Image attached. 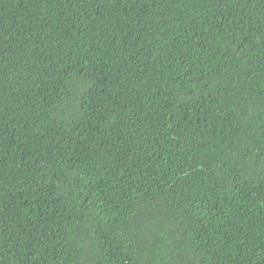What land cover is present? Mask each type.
I'll return each instance as SVG.
<instances>
[{"label": "trees", "instance_id": "1", "mask_svg": "<svg viewBox=\"0 0 264 264\" xmlns=\"http://www.w3.org/2000/svg\"><path fill=\"white\" fill-rule=\"evenodd\" d=\"M0 264H264V0H0Z\"/></svg>", "mask_w": 264, "mask_h": 264}]
</instances>
